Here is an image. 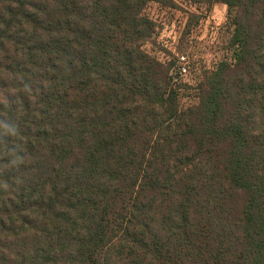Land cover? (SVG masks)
Listing matches in <instances>:
<instances>
[{
  "label": "trees",
  "instance_id": "16d2710c",
  "mask_svg": "<svg viewBox=\"0 0 264 264\" xmlns=\"http://www.w3.org/2000/svg\"><path fill=\"white\" fill-rule=\"evenodd\" d=\"M189 1L235 50L180 109L173 0H0V264H264V0Z\"/></svg>",
  "mask_w": 264,
  "mask_h": 264
},
{
  "label": "rangeland",
  "instance_id": "374dc122",
  "mask_svg": "<svg viewBox=\"0 0 264 264\" xmlns=\"http://www.w3.org/2000/svg\"><path fill=\"white\" fill-rule=\"evenodd\" d=\"M173 1L172 6L153 2L145 6L143 15L155 24V30L143 50L171 66L175 84L180 86L179 108L185 109L197 104V87L206 74L222 61H233L232 13L221 3Z\"/></svg>",
  "mask_w": 264,
  "mask_h": 264
},
{
  "label": "built area",
  "instance_id": "2783aa9c",
  "mask_svg": "<svg viewBox=\"0 0 264 264\" xmlns=\"http://www.w3.org/2000/svg\"><path fill=\"white\" fill-rule=\"evenodd\" d=\"M180 59L183 60L184 57H181ZM180 70H181L182 72H185V68H184V67L180 68Z\"/></svg>",
  "mask_w": 264,
  "mask_h": 264
}]
</instances>
